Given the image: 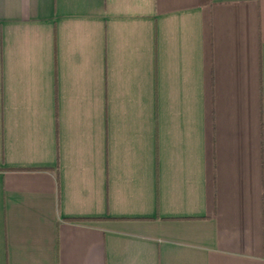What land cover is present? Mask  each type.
<instances>
[{
  "label": "crops",
  "instance_id": "1",
  "mask_svg": "<svg viewBox=\"0 0 264 264\" xmlns=\"http://www.w3.org/2000/svg\"><path fill=\"white\" fill-rule=\"evenodd\" d=\"M0 264H264V0H0Z\"/></svg>",
  "mask_w": 264,
  "mask_h": 264
}]
</instances>
